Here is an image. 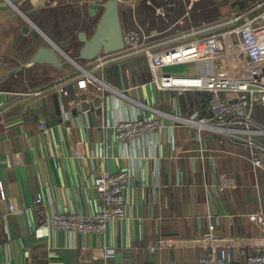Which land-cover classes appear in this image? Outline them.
Instances as JSON below:
<instances>
[{"label": "crops", "instance_id": "obj_1", "mask_svg": "<svg viewBox=\"0 0 264 264\" xmlns=\"http://www.w3.org/2000/svg\"><path fill=\"white\" fill-rule=\"evenodd\" d=\"M130 1H120L121 24V2ZM222 1L224 16H230L261 0ZM76 6L87 11L92 32H85L92 34L101 11L90 16L85 0H0V102L6 106L0 116L5 195L0 196V264H198L200 256L226 243L234 245V258L240 247L264 244V171L243 157L238 142L180 121L194 105L206 113L208 93L158 89L150 82L145 57L120 50L109 53L104 68L109 91L91 95L74 84L67 96L26 94L76 76L59 52L60 67L29 64L39 47L53 42L39 39L35 28L44 36L42 27L50 30L59 19L65 21L64 12ZM29 17L37 20L35 28ZM165 32L154 42L170 45L182 39L178 28L171 36ZM150 108L163 112L156 132L126 143L115 139L116 120L147 116ZM263 111L264 101H259L252 114L264 124ZM121 170L129 173L126 215L111 221L105 232L58 230L40 217L57 211L96 212L93 177ZM10 204L19 213H11ZM211 221L215 229L204 236ZM108 247L113 253L104 256Z\"/></svg>", "mask_w": 264, "mask_h": 264}, {"label": "built area", "instance_id": "obj_2", "mask_svg": "<svg viewBox=\"0 0 264 264\" xmlns=\"http://www.w3.org/2000/svg\"><path fill=\"white\" fill-rule=\"evenodd\" d=\"M148 2V1H147ZM135 1L131 2L134 6ZM157 15H164L157 8ZM159 32L151 30L144 34L141 28L126 34L123 30L125 48L128 54H141L145 57L150 72V82L158 89L193 93H208V111L200 114L194 105L193 112L180 121L197 126V129L217 134L238 142L244 149L243 157L264 171V124L255 120L253 108L264 101V0L256 2L248 10L232 13L229 18L214 27H190L182 33L179 42L161 45L154 42ZM56 52L58 48L52 43ZM109 54H99L93 60H87L80 73L72 78L63 76L48 89L28 90L26 94L40 95L48 92L59 97L69 94V85H77L79 90L92 95L111 89L105 79L104 68L110 62ZM182 65L183 69L167 71L171 66ZM79 66V65H78ZM11 96L10 93H8ZM84 101H89L85 97ZM5 100L0 102V116L5 111ZM158 109L150 108L147 116L121 118L114 122L113 130L118 142L133 141L150 136L161 127ZM43 129L45 122L39 121ZM93 187L97 192L96 212L84 214L74 211H57L48 220L53 228L75 231L82 234H101L109 223L126 215L124 194L129 185V173L103 172L93 177ZM0 196L5 199L2 185ZM40 199L36 200L39 203ZM9 211L19 213L13 205ZM209 236L215 229V222L208 223ZM234 245L226 243L212 248L209 253L199 257L198 264H264V244L250 249L239 248L238 258L232 255ZM113 248H104L103 255L111 256Z\"/></svg>", "mask_w": 264, "mask_h": 264}, {"label": "rangeland", "instance_id": "obj_3", "mask_svg": "<svg viewBox=\"0 0 264 264\" xmlns=\"http://www.w3.org/2000/svg\"><path fill=\"white\" fill-rule=\"evenodd\" d=\"M132 1H135L134 6L130 5ZM222 3V0H145V2L142 0H131L126 4L121 2L123 30L126 34L135 32L138 27L141 28L144 34H148L151 30H156L158 32L165 30L166 32L164 35L171 36L172 32L175 33L176 28H178L183 33L185 29L190 26H196V24L200 25L212 21H226L229 16H224ZM157 8H162L164 15H156L155 12ZM69 11V14H67L68 12L66 11L64 12L66 20L64 21L62 19L61 21L59 19V24L51 25L50 30L47 27H42V31L45 33L43 34L44 36H42L32 24L34 20L37 21L36 19L33 18L32 20V18L29 17L26 20L32 28H35L36 35H39V39L42 38L43 41L48 43L49 41H53V43L59 47L61 50V52L59 51L61 61L69 65L79 74L80 67L83 66L88 69L89 66L85 65L86 62L84 60L78 58L82 44L77 40L76 34L80 28L91 33L92 30L90 29L92 24L91 19L87 15V11H81L77 6ZM178 21H182L183 23H181V25L177 24V26L174 25V23ZM50 31H52L51 34ZM47 37H49L50 40H48ZM64 55L71 57L74 62L76 61L77 65ZM261 114L264 115V111ZM258 116H260V114ZM258 122L263 123L260 120H258Z\"/></svg>", "mask_w": 264, "mask_h": 264}, {"label": "water", "instance_id": "obj_4", "mask_svg": "<svg viewBox=\"0 0 264 264\" xmlns=\"http://www.w3.org/2000/svg\"><path fill=\"white\" fill-rule=\"evenodd\" d=\"M88 2V14L95 16L100 13L95 30L88 35L81 30L77 33L82 43L78 58L89 61L99 54H109L125 48L123 28L120 20L119 6L121 0H85ZM24 15V14H23ZM25 16V15H24ZM50 63L60 67L59 55L53 47L41 46L31 56L29 64Z\"/></svg>", "mask_w": 264, "mask_h": 264}, {"label": "bare ground", "instance_id": "obj_5", "mask_svg": "<svg viewBox=\"0 0 264 264\" xmlns=\"http://www.w3.org/2000/svg\"><path fill=\"white\" fill-rule=\"evenodd\" d=\"M52 42V41H51ZM53 43V42H52ZM53 44H55V43H53ZM58 49H59V47L57 46V45H55ZM55 49V48H54ZM57 49V50H58ZM59 51L61 52V50L59 49ZM65 56V55H64ZM65 57H67L70 61H72L74 64H76L77 65V63H76V61L74 62V60L71 58V57H69V56H65Z\"/></svg>", "mask_w": 264, "mask_h": 264}]
</instances>
